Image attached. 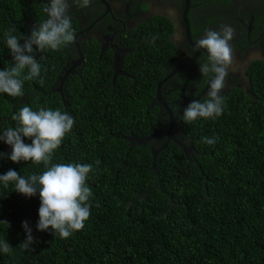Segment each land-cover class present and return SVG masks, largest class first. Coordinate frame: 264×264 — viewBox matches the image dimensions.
<instances>
[{
	"label": "trees",
	"instance_id": "trees-1",
	"mask_svg": "<svg viewBox=\"0 0 264 264\" xmlns=\"http://www.w3.org/2000/svg\"><path fill=\"white\" fill-rule=\"evenodd\" d=\"M49 2L0 0V70L14 66L5 34L15 28L13 35L30 37L47 19ZM70 16L76 36L80 23ZM167 19L144 22L127 36L133 50L124 58L127 75L115 78L114 53L96 60L100 46L92 39L82 46V71L62 83L73 41L36 51L41 73L24 81L23 96L0 93V134L17 126L11 117L25 105L59 108L75 124L51 163H91L94 169L86 181L93 191L90 218L66 239L38 230V193L29 198L14 184L0 183V240L13 248L11 254L0 250V264H264V60L249 65L246 90L223 89L222 115L191 123L180 117L191 153L170 143L154 168L151 143L132 141L155 134L158 84L178 66L175 28ZM203 137L216 143L205 144ZM11 151L0 141V153ZM9 169L21 176L46 170L42 163L0 158V175ZM24 221L34 238L27 250L20 247Z\"/></svg>",
	"mask_w": 264,
	"mask_h": 264
},
{
	"label": "clouds",
	"instance_id": "clouds-1",
	"mask_svg": "<svg viewBox=\"0 0 264 264\" xmlns=\"http://www.w3.org/2000/svg\"><path fill=\"white\" fill-rule=\"evenodd\" d=\"M72 4L86 8L90 6L91 0H72ZM70 7L69 0H50L43 8L47 19L33 28L30 37L13 35L15 28L5 34L6 45L11 51L14 66L0 70V93L11 97L23 96L24 81L33 80L41 73V63L36 58V51L43 53L46 49L59 50L62 46L75 42L77 35L75 36L71 13H69ZM81 15L85 14L81 13ZM234 35L235 29L231 25L222 24L219 30H207L203 38L195 41L194 50L206 49L208 53L206 58L201 57L199 60V70L204 82L208 84V92L206 98L203 97L205 99L193 100L191 103L185 100L186 104H189L183 110V117L180 116L184 121L191 123L201 118L208 119L222 115L224 100L221 93L226 86V78L234 59V48L231 44ZM155 39L157 37H153V43ZM192 53L189 52L188 55L191 56ZM72 54L73 49L70 55ZM80 57L83 60L81 64L67 69L68 73L73 70L70 75L82 71L81 66L85 62L82 49ZM40 59L44 57L41 56ZM75 62L68 68L73 67ZM26 69L27 74H24ZM202 99L203 101H200ZM157 100L158 98L153 106H160ZM11 118L17 122V126L3 131L0 134V141L10 145L12 151L10 154L0 153V158L6 156L15 163L21 161L42 163L46 170L39 175L33 173L29 176H21L16 170L9 169L6 174L0 175V183L5 187L10 183L14 184L15 191L29 198L38 193L40 198L38 230L52 229L61 238H69L73 232L82 230L85 222L90 218L93 197V191L86 183L89 173L94 170L93 164L51 163L54 151L72 131L75 119L59 108L33 110L27 105L20 108ZM179 123L181 124L180 120ZM159 129L160 127L155 132L158 136L147 142L151 143L152 152H160L163 147L165 149L173 142L181 146L186 153L192 152V144L186 136L185 139L178 141H188L190 146H182L176 143L175 139H168V142H165L159 134ZM25 137L31 140L30 144L24 142ZM157 138L161 141L153 143ZM203 142L214 145L216 138L203 137ZM156 144L160 145L161 149H156L158 147ZM186 148L189 150L187 151ZM96 164L98 165L99 161H96ZM22 226L27 232V237L20 247L27 250L34 243V238L29 223L24 221ZM0 250L11 254L13 248L8 241L0 240Z\"/></svg>",
	"mask_w": 264,
	"mask_h": 264
},
{
	"label": "flooded vegetation",
	"instance_id": "flooded-vegetation-1",
	"mask_svg": "<svg viewBox=\"0 0 264 264\" xmlns=\"http://www.w3.org/2000/svg\"><path fill=\"white\" fill-rule=\"evenodd\" d=\"M69 3V13H75L74 17L80 25L76 33L77 39L72 45L73 54L67 58L68 66L78 62L68 69L79 64L82 46L86 41L94 39L100 46L96 60L100 61L106 55L114 53L111 68L115 78L121 74L127 75L124 58L133 50L125 42L133 30L157 17L169 18L173 22L175 32L172 40L179 49L178 66L169 70L168 76L172 77L162 86L161 100H157L161 107L159 134L165 142H168L171 131L174 139L180 141L186 138L179 123L186 105L184 100L192 102L206 98L208 84L204 82L199 70V60L201 57L205 58L207 53L193 48L195 41L203 38L207 30H219L222 24L231 25L235 29L231 44L233 48H236L235 44L238 46L237 62L234 60L235 63L232 64L236 69L229 68L224 92H230L232 88L246 90V71L249 65L264 60V0H189L190 7L186 15V0H91L90 6L86 8L72 4V0ZM191 3L197 5L191 7ZM81 13L85 15L82 16ZM189 52H193L191 56L188 55ZM175 71L177 72L174 73ZM204 85L203 91L199 93ZM183 95L190 98L184 99ZM165 105L171 109L173 117ZM156 141L160 142L161 139L157 138L153 143ZM181 144L190 146L188 141Z\"/></svg>",
	"mask_w": 264,
	"mask_h": 264
},
{
	"label": "water",
	"instance_id": "water-1",
	"mask_svg": "<svg viewBox=\"0 0 264 264\" xmlns=\"http://www.w3.org/2000/svg\"><path fill=\"white\" fill-rule=\"evenodd\" d=\"M190 6H189V0H186V9H185V15L187 14V11H188V8H189ZM190 32V31H189ZM199 50H202V51H204L205 53H207V50L206 49H199ZM208 54V53H207ZM82 59H81V61H80V63L79 64H81L82 63ZM179 70H181V69H179ZM70 72H72V70L71 71H69V73ZM177 71H175L174 73H176ZM68 72H67V75L66 76H64V77H62L61 78V82L62 83H65V80L68 78V74H69ZM172 77V75H169V76H167L162 82H160L159 84H158V96H157V98L158 99H160L161 100V88H162V86L167 82V81H169V79ZM59 91H61V88L59 89ZM184 92V91H183ZM183 98H185V95H183ZM166 106V108H167V110H168V112H169V114L173 117V112L171 111V109H169L168 107H167V105H165ZM172 132V131H171ZM170 132V133H171ZM169 133V139H172L173 137H172V135ZM158 135L155 133L154 135H152V136H150V137H148V138H138V137H133L132 138V141H136V142H139V143H147V142H150L153 138H155V137H157ZM174 139V138H173ZM175 142L176 143H178V144H181V142H179L177 139H175ZM162 149H164V147L162 148ZM161 149V150H162ZM158 153H159V151H153V155H154V162H153V167L154 168H156V162H157V156H158Z\"/></svg>",
	"mask_w": 264,
	"mask_h": 264
},
{
	"label": "rangeland",
	"instance_id": "rangeland-1",
	"mask_svg": "<svg viewBox=\"0 0 264 264\" xmlns=\"http://www.w3.org/2000/svg\"><path fill=\"white\" fill-rule=\"evenodd\" d=\"M235 47H236V48H234V59H233V63H235L234 60L236 61V58L238 57V54L236 53V50L238 49L237 46H236V44H235ZM236 62H237V61H236ZM233 63H232V64H233ZM231 67H233L234 69H236V66H232V65H231Z\"/></svg>",
	"mask_w": 264,
	"mask_h": 264
}]
</instances>
